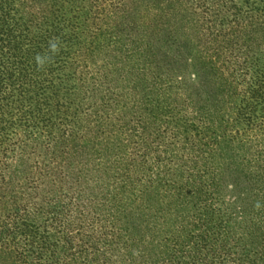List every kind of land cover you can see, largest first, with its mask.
<instances>
[{"label":"trees","instance_id":"trees-1","mask_svg":"<svg viewBox=\"0 0 264 264\" xmlns=\"http://www.w3.org/2000/svg\"><path fill=\"white\" fill-rule=\"evenodd\" d=\"M0 264H264V0H0Z\"/></svg>","mask_w":264,"mask_h":264},{"label":"clouds","instance_id":"clouds-1","mask_svg":"<svg viewBox=\"0 0 264 264\" xmlns=\"http://www.w3.org/2000/svg\"><path fill=\"white\" fill-rule=\"evenodd\" d=\"M50 48H51V51L53 52L58 51V48L56 47L55 43H51ZM35 60L37 62L38 67H42L41 56L39 54H37V56L35 57Z\"/></svg>","mask_w":264,"mask_h":264}]
</instances>
